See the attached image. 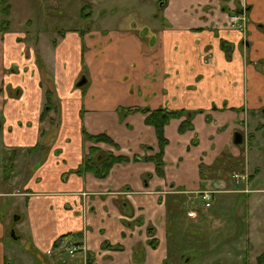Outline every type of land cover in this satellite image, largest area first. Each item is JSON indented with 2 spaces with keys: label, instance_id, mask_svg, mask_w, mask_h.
Here are the masks:
<instances>
[{
  "label": "crops",
  "instance_id": "0c3cea01",
  "mask_svg": "<svg viewBox=\"0 0 264 264\" xmlns=\"http://www.w3.org/2000/svg\"><path fill=\"white\" fill-rule=\"evenodd\" d=\"M176 1L183 5L179 16H189L185 27L170 22L142 33L93 31L90 36H96L98 43L92 49L96 54L85 58L91 82L86 93L73 87L84 57L77 58L76 65L67 60L71 56L67 52L57 58L54 90L61 113L58 121H52L57 127L52 134L40 129L54 127L47 123L48 116L41 119L44 74L18 35L0 32V153L9 152L12 160L10 168L4 156L0 159V264H65L60 253L64 246L53 245L67 233L82 234L67 238L80 243L71 255L74 264H165L167 210L171 201L181 198L174 191L209 186L215 179L204 180L201 167H211L230 154L236 164L241 159L240 169L250 171L246 166L250 135L263 132L260 139L264 136V123L258 117L261 109L264 115V0H215L216 6L209 4L211 0ZM192 1L199 5L197 12L184 7ZM174 2L166 0L165 10ZM244 7V28L232 27L230 15ZM12 66L17 70L9 71ZM111 83L120 87L111 88ZM129 107L194 112L193 129L180 132L186 115L170 119L164 127L168 139L164 177L157 174L151 159L160 151L156 128L146 123L147 114L134 111L122 116L119 109ZM238 108L247 109L246 114L252 111V117L234 116L231 111ZM83 130L110 135L118 148L106 145L105 150L129 155L130 161L114 163L102 178L89 171L76 172L95 147ZM237 131L243 133V142L235 145L242 149L232 147ZM133 155L138 158L132 160ZM7 170L8 180L3 182ZM170 193L166 204L162 198ZM17 196L25 201L24 210L19 204L22 213L15 217L22 230L11 237L20 240L27 233L33 246L25 250L10 243L8 212L6 217L3 214L4 208L15 205L12 198ZM151 226L159 243L156 248L149 242ZM104 242L122 249L105 248ZM88 253H94L91 263Z\"/></svg>",
  "mask_w": 264,
  "mask_h": 264
},
{
  "label": "rangeland",
  "instance_id": "374dc122",
  "mask_svg": "<svg viewBox=\"0 0 264 264\" xmlns=\"http://www.w3.org/2000/svg\"><path fill=\"white\" fill-rule=\"evenodd\" d=\"M8 1L11 5L8 15L10 20L8 32L15 36L18 35V41L21 44L27 45L26 51L29 52L31 49L35 60L37 57L42 59L46 66L43 73V81L54 84L57 71L55 64L58 57H63L67 52L71 54L67 60H72L76 65L77 58L81 61V56H83L85 62V58L91 53L92 55L96 54L93 53L92 49L96 48L98 41L96 40V36H90L93 34V31L135 29L142 33L146 31L144 29L151 26L169 25L170 22L175 26L185 27L184 23H187L189 18V16H179L183 5L176 0L171 5H168V16L166 8H160V0ZM209 4L216 6L215 0H211ZM1 6L0 2V23L4 17V14L1 13ZM84 7L86 9L82 12V8ZM184 7L191 12H197L199 5H196L192 1ZM221 7L228 12L229 8L225 4H222ZM262 24H264L263 20ZM64 41L66 42L64 43L66 44L65 48L61 47ZM98 63L102 68H105L103 63ZM64 66L66 68V64ZM119 68L122 72L126 71L122 67ZM87 74L88 64L85 62L80 67L79 75L73 84L75 89H81L84 93L88 91L91 82L79 87H77V84L82 79L81 76ZM108 75L110 76V73ZM109 87L117 88L120 87V84L111 83ZM257 90L259 91V88ZM53 104V112L46 119L47 123L51 122V118L55 122L59 120V114L61 113L60 101H55ZM246 111L247 109L238 108L231 112L234 116H239L240 114V118H245L246 115L252 117V111L247 112V114ZM138 112L145 115L148 114L143 109L135 113ZM135 113L132 111V114ZM258 117L262 118L264 123L263 109L258 111ZM253 123L250 119L249 130H251ZM53 125L54 127L49 124L48 128H46L47 126H43L40 129L41 131L45 130L46 134H52L53 131L57 130L54 123ZM260 134L262 135L263 132H260ZM260 134L257 137L250 135V143H248L250 154L248 153L249 157L246 161V166L250 171H245V169L233 170L231 165L234 159H232L231 154V156L227 155L225 159L218 158L211 167L204 166L201 177L204 180L215 179L209 186L216 192L210 194V197L211 195L213 196L209 197V206L202 207L200 206L201 204H198V208L193 209L188 204L190 191H174L175 194L180 193L176 195L183 196H181V200L171 201L173 203L167 210L169 236L167 237V241L163 243L162 249L165 248L167 252L168 264H256L257 256L264 251V136L260 139ZM245 135L248 138V133ZM108 136L115 141L113 137ZM41 142L39 139V144ZM196 144H198L197 141L192 142V145L196 146ZM99 145H102L100 147L102 150L104 149L103 151L100 150L102 153H114V151L105 150L107 146L112 147L111 143L95 142L94 144L95 147ZM147 146L146 148H151V146ZM113 147L117 148L114 145ZM232 147L242 149L241 146L235 145L234 142ZM147 151L149 150H146V153ZM8 154L9 152L0 153V159L4 156L5 161H8L11 158ZM101 155H98V157ZM118 155L130 158L129 155L123 153H119ZM135 157L138 158L137 155H133L131 159L134 160ZM153 162L156 165L157 174L160 175L157 170L156 161ZM166 166L164 160L161 166L164 173ZM235 172L241 174V176L243 175L242 172L247 173L248 177L245 176L247 182L241 178L239 183L233 181ZM8 174L7 170L2 176L3 182H7ZM190 175L191 173L188 174V176ZM160 176L164 177V175ZM0 183L2 184L1 180ZM168 195H173V193L166 194L162 198L166 204L168 203L167 199L170 201ZM12 202H15L14 206L3 209L5 217L8 212L6 229L9 230V241L20 250L29 249L33 246V242L30 236L26 237L28 236L27 233L20 240H14L11 237L10 230L12 228L17 233L22 230L21 224H16L15 221V217L20 216L22 213L18 205L21 204L22 210L25 207V201L18 196L13 197ZM63 246L60 253H62L65 259V264H74V260L71 257L75 256L79 250V246L70 245V243L66 244V246L63 244Z\"/></svg>",
  "mask_w": 264,
  "mask_h": 264
},
{
  "label": "trees",
  "instance_id": "16d2710c",
  "mask_svg": "<svg viewBox=\"0 0 264 264\" xmlns=\"http://www.w3.org/2000/svg\"><path fill=\"white\" fill-rule=\"evenodd\" d=\"M0 2L2 4L1 13L4 14V17L2 18L1 23H0L1 25L0 32H6L10 26V20L8 18V15L10 13L11 5L9 4L8 0H0ZM223 48L225 52L227 53V55H229L230 53L227 51V46L225 45V43H223ZM36 61H37V64L41 72L44 73L46 66L43 63L42 59L37 57ZM12 70H17L16 66H12L9 69V71H12ZM83 77L87 79L85 83L87 84L88 83L87 75H82L81 78ZM41 82L43 84L41 83L40 86L44 89V94H45V105L41 112V119H43L45 118V116H50L49 113L53 112L52 110V107L54 106L53 103L55 101L56 102L60 101V99L58 98V96L56 95V91L54 90V83L52 82L45 83L44 81H41ZM77 87H79L78 84H77ZM141 109H143L146 113H148L146 117V123L153 125L156 128L160 151L155 156L151 157V159L153 161H156L158 173L160 175H164V170L161 169V166L164 163V160H163L164 147L168 143V139L165 137V134H164V127L169 122L170 119L180 118L186 115L187 117L185 120L182 121L179 130L181 132H184L187 129H193V125L191 124V117L194 112L185 111L184 109H178V110L170 109L167 107H160L155 110H148L147 108L139 109L138 107H133V108L129 107V108H120L119 112L121 113L122 116H124L126 113H129L132 111H138ZM50 120L51 122L54 121L53 118H51ZM83 134H84V138L92 140L93 142H107V143H111L112 145L118 148L117 144H115V142L105 133H101L98 135H91L87 133L86 130H83ZM100 150L103 151L99 147H92L90 150V153L85 157L83 163L79 166L76 172L82 173V172L89 171V172H93L97 177L102 178V177L107 176L110 168L112 167L114 163H126L130 161V158H128L127 156L116 155L113 152H103L102 153ZM100 154L102 155L98 157V155ZM99 159H102V160H99ZM10 160L11 158H9L7 161V167L11 168L12 160L11 161ZM236 161L237 160L232 162L231 166L233 170L240 169L241 159H239V164H236ZM203 170H204V167H201V173L203 172ZM178 196H183V195H178ZM179 200H181V198ZM148 234L151 237V239L149 240L150 245L153 248H156L158 246V240L157 238H155V228L152 226L149 227ZM71 235H76V234L67 233V234L60 236V238L55 241L53 245L54 248H57L59 246L61 239H64ZM76 236H82V234H77ZM103 246L105 248L116 249V250L122 249L121 245H110L108 242H104ZM88 255L90 256L89 263H91L92 259L94 258V253H88ZM168 263H169L168 261H165V264H168ZM256 264H264V251L257 256Z\"/></svg>",
  "mask_w": 264,
  "mask_h": 264
},
{
  "label": "built area",
  "instance_id": "2783aa9c",
  "mask_svg": "<svg viewBox=\"0 0 264 264\" xmlns=\"http://www.w3.org/2000/svg\"><path fill=\"white\" fill-rule=\"evenodd\" d=\"M246 21H247V16H246V14L244 12H240L239 14L230 15V21L229 22L231 23L232 27H239V28L243 29L245 24H246ZM245 176L248 177L246 174H243L241 176V174L235 172L234 175H233V178H234V181L236 183H239L241 179L246 181ZM209 186L207 185L203 189H199V190H196V191H191L189 193L190 197H189V200H188V204L191 206V208L197 209L198 208V206H197L198 204H201L200 206H202V207L203 206L207 207V206L210 205L209 204L210 203L209 200L213 196V195H211V197H210V194L212 192L213 193H216V192H214V189L209 187ZM63 243L65 244V246H66V244H69V243H70V245H75L74 243L67 242V241H65Z\"/></svg>",
  "mask_w": 264,
  "mask_h": 264
},
{
  "label": "water",
  "instance_id": "95a60500",
  "mask_svg": "<svg viewBox=\"0 0 264 264\" xmlns=\"http://www.w3.org/2000/svg\"><path fill=\"white\" fill-rule=\"evenodd\" d=\"M165 3L163 2H159V6L160 8H162L164 6ZM87 81V79L85 77H83L79 82H78V86H82L83 84H85ZM243 142V133L241 131H237L234 135V143L235 144H241Z\"/></svg>",
  "mask_w": 264,
  "mask_h": 264
},
{
  "label": "flooded vegetation",
  "instance_id": "af4514ba",
  "mask_svg": "<svg viewBox=\"0 0 264 264\" xmlns=\"http://www.w3.org/2000/svg\"><path fill=\"white\" fill-rule=\"evenodd\" d=\"M160 1L166 4V0H160ZM165 4H164V6L162 7V9H165V8H166ZM85 9H86V7L82 8V12H84ZM244 10H245V11H244ZM246 10H247V8L244 7V8L242 9V11H240V12H244L245 14H247V13H246V12H247ZM240 12H239V11H236L235 13H233V14H231V15L239 14ZM10 231H11V234H12V235L15 234V232H14L13 229L10 230Z\"/></svg>",
  "mask_w": 264,
  "mask_h": 264
}]
</instances>
